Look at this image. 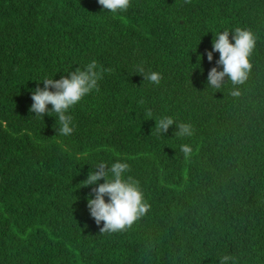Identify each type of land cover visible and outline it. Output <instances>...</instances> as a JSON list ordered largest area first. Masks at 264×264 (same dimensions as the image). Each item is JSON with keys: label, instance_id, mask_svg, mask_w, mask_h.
<instances>
[{"label": "trees", "instance_id": "obj_1", "mask_svg": "<svg viewBox=\"0 0 264 264\" xmlns=\"http://www.w3.org/2000/svg\"><path fill=\"white\" fill-rule=\"evenodd\" d=\"M237 28L257 37L249 78L210 87L220 54L209 62L206 52ZM93 60L112 71L66 113L72 134H59L56 113H30L37 82ZM164 117L175 124L162 135ZM181 123L194 134L175 135ZM117 161L151 207L127 230L100 234L104 222L87 207L94 186L81 182ZM225 255L264 264V0H130L115 13L98 0H0V264H220Z\"/></svg>", "mask_w": 264, "mask_h": 264}, {"label": "clouds", "instance_id": "obj_2", "mask_svg": "<svg viewBox=\"0 0 264 264\" xmlns=\"http://www.w3.org/2000/svg\"><path fill=\"white\" fill-rule=\"evenodd\" d=\"M190 2V0H186ZM103 10L112 13L118 10L126 11L130 7V0H98ZM232 33L230 42L229 35ZM257 37L251 30L237 28L234 32L223 31L213 37V47L207 51L209 62L213 60V53L220 54L216 65L208 72L207 82L210 87L220 89L226 78L233 85L244 84L252 70V63L249 57L256 47ZM203 56H200V61ZM222 66V70H218ZM112 69H105L93 60L82 70L79 67L71 71L67 76L62 75L59 80L45 78L42 82L44 87H37L31 94L33 101L29 111L36 116L43 117L45 114L56 113L59 120V134L70 135L74 128L72 125V116L66 115L69 109L81 101L83 97L93 90L99 91L98 81L102 79L105 72H111ZM138 72L153 84H159L162 76L158 72H149L144 74L142 67ZM231 95L238 97L241 95L239 90H234ZM48 105H52L49 110ZM151 111L148 116L151 118ZM175 124L171 117H164L156 121V129L160 134L167 133L170 126ZM178 129L175 132L177 136H192L194 130L190 124L181 123L176 125ZM181 152L187 157L191 154L189 145H182ZM130 170L127 163L115 162L109 167L106 163H99L94 171H90L87 179L82 181V187L94 186L87 199V207L90 215L94 218L97 225L103 223L100 228V234L115 233L125 231L130 228L137 220L143 217L149 210L150 204L144 200L143 192L140 190L139 182L131 176L124 178V173ZM101 179L104 183H98ZM107 197V201L105 199ZM233 258L225 255L220 259V264H228Z\"/></svg>", "mask_w": 264, "mask_h": 264}]
</instances>
